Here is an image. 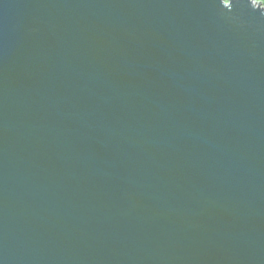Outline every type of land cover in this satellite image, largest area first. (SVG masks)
<instances>
[{
    "label": "water",
    "instance_id": "water-1",
    "mask_svg": "<svg viewBox=\"0 0 264 264\" xmlns=\"http://www.w3.org/2000/svg\"><path fill=\"white\" fill-rule=\"evenodd\" d=\"M0 264H264V9L0 0Z\"/></svg>",
    "mask_w": 264,
    "mask_h": 264
},
{
    "label": "rangeland",
    "instance_id": "rangeland-1",
    "mask_svg": "<svg viewBox=\"0 0 264 264\" xmlns=\"http://www.w3.org/2000/svg\"><path fill=\"white\" fill-rule=\"evenodd\" d=\"M255 5H259L262 9H264V0H252Z\"/></svg>",
    "mask_w": 264,
    "mask_h": 264
}]
</instances>
